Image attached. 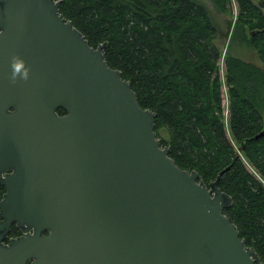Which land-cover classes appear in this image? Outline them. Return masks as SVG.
<instances>
[{
    "label": "water",
    "instance_id": "95a60500",
    "mask_svg": "<svg viewBox=\"0 0 264 264\" xmlns=\"http://www.w3.org/2000/svg\"><path fill=\"white\" fill-rule=\"evenodd\" d=\"M60 4L0 0V264H264Z\"/></svg>",
    "mask_w": 264,
    "mask_h": 264
},
{
    "label": "trees",
    "instance_id": "16d2710c",
    "mask_svg": "<svg viewBox=\"0 0 264 264\" xmlns=\"http://www.w3.org/2000/svg\"><path fill=\"white\" fill-rule=\"evenodd\" d=\"M92 47L107 43L108 65L131 83L142 108L156 113V132L166 129L170 156L182 169L219 186L232 206L226 215L264 262V9L235 0L239 34L261 62L228 57L227 125L218 62L220 34L209 10L195 0H57ZM228 11L230 0H212ZM62 115L64 110H59ZM231 136V137H230ZM6 189L0 185V201ZM13 226L11 236L20 235Z\"/></svg>",
    "mask_w": 264,
    "mask_h": 264
},
{
    "label": "rangeland",
    "instance_id": "374dc122",
    "mask_svg": "<svg viewBox=\"0 0 264 264\" xmlns=\"http://www.w3.org/2000/svg\"><path fill=\"white\" fill-rule=\"evenodd\" d=\"M196 2L204 5L210 12V16L219 30L220 34V52L221 59L218 62L220 66V73L222 77V86L224 89V112L223 118L226 124H229V89L226 83V60L228 57L243 59L245 61H252L258 65L261 64L256 51L253 50L252 46L249 44L250 31H247L246 35L239 34V24H238V6L235 0L231 1V6L228 7L227 12H223L216 7L212 0H195ZM256 4H260V0H252ZM264 9V6H263ZM259 102L260 110L264 117V103ZM231 137V136H230ZM160 139L169 140L170 136L166 129L160 131Z\"/></svg>",
    "mask_w": 264,
    "mask_h": 264
},
{
    "label": "clouds",
    "instance_id": "9594fccd",
    "mask_svg": "<svg viewBox=\"0 0 264 264\" xmlns=\"http://www.w3.org/2000/svg\"><path fill=\"white\" fill-rule=\"evenodd\" d=\"M11 67L13 69L11 76V80L13 83L17 81L18 77H21L25 81L28 80L30 70L24 67V61L22 59H20L19 57H13Z\"/></svg>",
    "mask_w": 264,
    "mask_h": 264
},
{
    "label": "flooded vegetation",
    "instance_id": "af4514ba",
    "mask_svg": "<svg viewBox=\"0 0 264 264\" xmlns=\"http://www.w3.org/2000/svg\"><path fill=\"white\" fill-rule=\"evenodd\" d=\"M260 5H261V3H260ZM65 114V113H64ZM3 187H5V186H3ZM5 189H6V187H5ZM13 226H16V225H13ZM13 226H12V228H13ZM21 232V231H20ZM22 235V233H20V235H17V236H11V233H10V236L9 237H18V236H21Z\"/></svg>",
    "mask_w": 264,
    "mask_h": 264
},
{
    "label": "bare ground",
    "instance_id": "6f19581e",
    "mask_svg": "<svg viewBox=\"0 0 264 264\" xmlns=\"http://www.w3.org/2000/svg\"><path fill=\"white\" fill-rule=\"evenodd\" d=\"M228 125V124H227Z\"/></svg>",
    "mask_w": 264,
    "mask_h": 264
}]
</instances>
